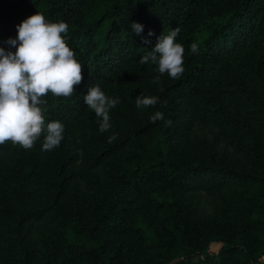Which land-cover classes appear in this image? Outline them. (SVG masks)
Here are the masks:
<instances>
[{"label": "trees", "instance_id": "obj_1", "mask_svg": "<svg viewBox=\"0 0 264 264\" xmlns=\"http://www.w3.org/2000/svg\"><path fill=\"white\" fill-rule=\"evenodd\" d=\"M35 13L68 24L84 80L43 98L58 147L0 145V264H264V0H0V47ZM176 27L184 72L152 83L140 58ZM94 86L120 101L103 133Z\"/></svg>", "mask_w": 264, "mask_h": 264}, {"label": "clouds", "instance_id": "obj_2", "mask_svg": "<svg viewBox=\"0 0 264 264\" xmlns=\"http://www.w3.org/2000/svg\"><path fill=\"white\" fill-rule=\"evenodd\" d=\"M16 28V38L9 37L3 42L14 47L15 51L0 47V145L11 142L28 150L43 133L41 148L51 151L63 139L64 125L59 121L45 124L42 106L47 102L43 98L49 93L55 97H71L76 86L84 80L82 66L62 35L68 32L67 23L47 22L43 14L35 13L22 20ZM131 28L137 35L143 33V25L138 22H132ZM179 31L176 27L167 35H160L152 51H147L140 58V64L151 62L156 65L159 75L152 83L159 84L165 73L172 79L183 74L185 50L176 42ZM152 35L149 30L148 36ZM142 42L148 44L150 40L142 36ZM189 51L198 54V45L192 43ZM83 100L99 118V131H108L111 128L110 110L120 103L119 99L106 96L98 86H94L87 90ZM158 103L156 96L138 95L135 99L137 108L154 107ZM150 120L153 123L164 120L163 113L156 111ZM171 123L164 120L165 126ZM116 139L117 135L113 134L108 137V143Z\"/></svg>", "mask_w": 264, "mask_h": 264}, {"label": "rangeland", "instance_id": "obj_3", "mask_svg": "<svg viewBox=\"0 0 264 264\" xmlns=\"http://www.w3.org/2000/svg\"><path fill=\"white\" fill-rule=\"evenodd\" d=\"M206 192L203 191H196L194 192L192 199L195 201L199 206L206 207L209 205ZM218 245H212L211 250L217 251Z\"/></svg>", "mask_w": 264, "mask_h": 264}, {"label": "crops", "instance_id": "obj_4", "mask_svg": "<svg viewBox=\"0 0 264 264\" xmlns=\"http://www.w3.org/2000/svg\"><path fill=\"white\" fill-rule=\"evenodd\" d=\"M261 261L264 263V256L261 258Z\"/></svg>", "mask_w": 264, "mask_h": 264}]
</instances>
